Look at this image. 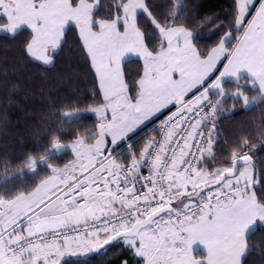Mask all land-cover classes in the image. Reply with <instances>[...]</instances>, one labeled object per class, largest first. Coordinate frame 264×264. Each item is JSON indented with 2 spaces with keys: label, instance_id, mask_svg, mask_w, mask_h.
<instances>
[{
  "label": "snow or ice",
  "instance_id": "obj_1",
  "mask_svg": "<svg viewBox=\"0 0 264 264\" xmlns=\"http://www.w3.org/2000/svg\"><path fill=\"white\" fill-rule=\"evenodd\" d=\"M100 4L0 0V32L14 37L29 29L25 51L45 65L75 27L103 100L85 109L99 119L95 131L85 129L70 144L53 139L20 162L35 176L38 168L47 172L31 190L0 188V264L115 255L110 246H122L137 264H244L250 232L264 226V174L247 138L225 166L208 169L207 162H215L225 101L245 109L264 104V0H233L231 26L204 52L180 23L182 0L171 19L150 0H114L97 18ZM133 57L143 70L128 80L124 65ZM248 88L257 95L250 99ZM60 119L78 123L83 114L66 111ZM62 154L73 159L58 166Z\"/></svg>",
  "mask_w": 264,
  "mask_h": 264
},
{
  "label": "trees",
  "instance_id": "obj_2",
  "mask_svg": "<svg viewBox=\"0 0 264 264\" xmlns=\"http://www.w3.org/2000/svg\"><path fill=\"white\" fill-rule=\"evenodd\" d=\"M150 2L157 14L171 19L177 0ZM112 3L114 0H101L97 18L104 17ZM182 3L185 8L180 13V23L198 36L195 42L200 51L210 50L218 42L220 30L231 26L233 0H182ZM141 23L142 30L150 34L152 25L143 18ZM217 24L219 27H213ZM29 39L30 30L27 28L14 37L8 33L0 34V188L20 191L31 190L47 175L46 170L38 168L40 175L35 176L27 172L20 162L26 156L41 152L44 146L50 147L53 139L70 144L85 129L95 131L99 121L85 109L103 102L97 77L81 47L75 27L70 26L66 31L65 42L50 65L36 61L26 53L25 42ZM142 70L139 59L133 58L132 62L124 65L128 80L138 78ZM226 88L234 91L236 85L229 84ZM246 94L250 99L257 95L251 88L246 90ZM76 110L83 114L78 123H65L60 119L64 112ZM218 121L220 131L213 145L215 162L209 160L207 168L225 166L231 152L239 151L242 138H247L252 146L249 154L253 157L256 172L264 174V136L260 134L264 131V104L257 102L245 109L239 102L227 100ZM148 138L145 136L140 140L136 148L142 147ZM123 158L127 160L126 156ZM72 159L71 154H62L55 163L63 166ZM4 161L8 162L7 167ZM258 187L264 188V181ZM110 247L115 255L96 254L87 260L69 257L63 264H120L122 259L128 264H137L136 258L122 246L119 249ZM248 248L244 264H264V226L249 234Z\"/></svg>",
  "mask_w": 264,
  "mask_h": 264
},
{
  "label": "built area",
  "instance_id": "obj_3",
  "mask_svg": "<svg viewBox=\"0 0 264 264\" xmlns=\"http://www.w3.org/2000/svg\"><path fill=\"white\" fill-rule=\"evenodd\" d=\"M172 111H175V108H173ZM163 118H165V117L162 116L161 119H163ZM157 125H159V121H157ZM219 131H220V128H219V121L217 120V122H216V128H215V133H214V135H215V141H216V139H217V137H218V135H219ZM153 135H155L157 139L160 138V136H159V134H158L157 132H154ZM124 150H126V148H122V151H124ZM142 172H143L144 174H147V170H146V169H142ZM137 187L139 188L140 185L137 184Z\"/></svg>",
  "mask_w": 264,
  "mask_h": 264
},
{
  "label": "rangeland",
  "instance_id": "obj_4",
  "mask_svg": "<svg viewBox=\"0 0 264 264\" xmlns=\"http://www.w3.org/2000/svg\"><path fill=\"white\" fill-rule=\"evenodd\" d=\"M4 22H5L4 19L0 18V25H2ZM0 34H6V33L5 32H0ZM133 58H135V57H133ZM257 228H259V227H257Z\"/></svg>",
  "mask_w": 264,
  "mask_h": 264
},
{
  "label": "water",
  "instance_id": "obj_5",
  "mask_svg": "<svg viewBox=\"0 0 264 264\" xmlns=\"http://www.w3.org/2000/svg\"><path fill=\"white\" fill-rule=\"evenodd\" d=\"M94 255H96V254H89L88 256H86V257H83L82 259H84V260H87L88 258H90V257H92V256H94Z\"/></svg>",
  "mask_w": 264,
  "mask_h": 264
},
{
  "label": "crops",
  "instance_id": "obj_6",
  "mask_svg": "<svg viewBox=\"0 0 264 264\" xmlns=\"http://www.w3.org/2000/svg\"><path fill=\"white\" fill-rule=\"evenodd\" d=\"M132 59H133V58H132ZM135 59H138V58H135ZM221 70H222V69H221ZM92 115L95 116L94 114H92ZM95 117H96V116H95ZM96 118L98 119V117H96ZM98 121H99V119H98ZM255 229H257V228H255ZM255 229H254V230H255ZM254 230H253V231H254ZM250 233H251V232H250ZM245 257H246V256H245ZM67 258H69V257H65V259H67ZM65 259H64V260H65ZM244 259H245V258H244Z\"/></svg>",
  "mask_w": 264,
  "mask_h": 264
}]
</instances>
